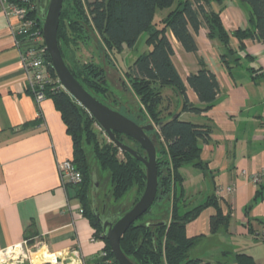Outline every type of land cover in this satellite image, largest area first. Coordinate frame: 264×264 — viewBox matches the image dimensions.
Segmentation results:
<instances>
[{"label": "crops", "instance_id": "0c3cea01", "mask_svg": "<svg viewBox=\"0 0 264 264\" xmlns=\"http://www.w3.org/2000/svg\"><path fill=\"white\" fill-rule=\"evenodd\" d=\"M209 8L219 13L230 33L252 29L250 8L241 0H211ZM16 23L0 1V251L23 243L64 261L96 264L105 242L89 217L80 213L76 186L65 189L57 170V161L72 158V141L52 98L36 104L27 89L20 49L11 34ZM207 33L202 24L194 33L198 49L190 53L169 32L172 62L190 102L200 106L186 81L198 69L199 58L215 74L219 91L207 111L181 114L211 125L210 139L201 143L202 167L182 165L180 183L154 203L149 216L160 211L167 216L171 194L183 205L181 213L215 196L216 207L206 205L185 222L186 236L195 239L188 258L201 264H239V255H247L264 264V192L254 199L257 185L249 178L264 168V75L252 78L250 71H264V40L249 37L237 48L239 41L230 34L229 45L238 61L228 69L221 59L223 43ZM165 89L174 100L171 89ZM161 145L165 147L162 140ZM219 185H231L233 191L217 196ZM218 213L226 220L212 232L210 219Z\"/></svg>", "mask_w": 264, "mask_h": 264}, {"label": "trees", "instance_id": "16d2710c", "mask_svg": "<svg viewBox=\"0 0 264 264\" xmlns=\"http://www.w3.org/2000/svg\"><path fill=\"white\" fill-rule=\"evenodd\" d=\"M8 1L25 6L28 17L36 24L42 22L36 0H29L26 4L20 0ZM210 1L178 0L176 7L157 22H154L156 10L169 8L174 0H64L62 3L57 28L59 48L69 70L92 95L101 100L98 97V94H101L107 102L110 101L104 71L94 62L78 63L72 58L73 49L78 48L81 42L93 36L96 37L99 48L106 56L109 54L114 56L126 47L132 48L138 37L145 33V42L150 47L147 51L140 53L125 68L124 74L132 94L138 98L140 103V113H136L135 116L141 118L142 121L157 124L174 113L179 105L178 94L182 96L183 109L180 115L158 131L148 133L156 147L158 181L153 204L163 196H167L172 187L180 183L182 178L179 168L182 165L192 163L202 167L201 143L210 139L211 125L183 119L181 114L207 111L212 107L219 91V83L215 74L199 58L198 69L190 73L186 81L196 94L200 106L190 102L186 87L172 62L174 48L169 32L180 43L184 51L196 53L198 46L194 33L202 24H205L208 37H217L223 43L225 51L221 59L228 69L231 68V62L238 61V58H234L235 49L229 45L230 34L239 41L237 48H242V40L249 37L264 40V0H241L250 8L249 17L252 29L238 28L231 33L223 27L219 13L209 8ZM18 40L22 47L23 39L18 38ZM68 52H70V57ZM50 71L55 77V72L51 67ZM250 71L252 78L264 75V71L260 69L252 68ZM165 88L171 89L174 100L164 94ZM45 94L46 97L52 98L60 112L66 132L72 141L73 154L70 159L82 174L79 184L67 187L76 186V196L82 203L83 213L89 217L96 230V235L105 242L103 249L107 253L106 258L99 256L96 264H118L102 234L101 225L92 212V199L91 204L88 203L93 169L89 171L88 168L83 137L86 143L91 145L101 168L109 172L111 197L114 201L120 200L133 186L137 187L138 192L142 191L145 183L144 165L125 151H121L122 157H119L120 150L111 141L99 143L93 130L96 121L63 88L55 84L48 85ZM114 135L116 139L128 145L132 141L134 146H129L142 154L140 150L143 149L136 142L131 139L126 142L123 135L119 133H114ZM161 140L165 142V147L161 145ZM263 192L264 181L257 184L254 199L260 197ZM168 200L170 205L167 216L164 212H160L152 214L150 220L142 221L143 216L150 213L151 206L126 229L120 238L122 251L135 264H201L199 259L188 258V250L194 244L195 239L186 236L184 225L202 207L206 205L216 207L215 196L209 197L203 205L183 213L180 212L183 205L180 204L177 196L171 194ZM225 220L221 213L212 216L211 231L215 232ZM160 222L163 224H157ZM106 259L110 261L106 262ZM238 263L257 264L247 255H239Z\"/></svg>", "mask_w": 264, "mask_h": 264}, {"label": "water", "instance_id": "95a60500", "mask_svg": "<svg viewBox=\"0 0 264 264\" xmlns=\"http://www.w3.org/2000/svg\"><path fill=\"white\" fill-rule=\"evenodd\" d=\"M64 0H36L37 9L40 11L42 18V34L50 60L52 69L54 70L63 89L70 94L87 112L93 117L96 123L103 130L107 138L113 142L119 149L129 153L131 156L140 161L145 168V183L138 199L124 213L119 209L115 213L110 211L100 212L92 207V212L99 221L102 234L108 242L110 250L118 264H135L127 257L120 247V238L126 229L147 212L157 194V165H156V147L148 133L158 131L165 124L175 120L183 109V99L180 94L179 105L174 113L167 119L157 124L151 121L138 122L139 117L131 119L117 110H114L103 101L92 95L84 86L76 79L67 67L61 54L58 40L57 28L59 23V15ZM124 86L125 83L122 82ZM114 133L123 135L124 140L128 139L136 142L145 152L144 155L138 153L137 150L128 144L116 139ZM97 171L96 168L91 173V192L97 189ZM95 201L92 200V204ZM163 224V222L157 223ZM60 258L56 261L60 262ZM68 259L65 263H69ZM10 264V263H0Z\"/></svg>", "mask_w": 264, "mask_h": 264}, {"label": "rangeland", "instance_id": "374dc122", "mask_svg": "<svg viewBox=\"0 0 264 264\" xmlns=\"http://www.w3.org/2000/svg\"><path fill=\"white\" fill-rule=\"evenodd\" d=\"M177 2L178 0H174L173 4L169 8L157 9L154 15V22H157L170 10L174 9L177 5ZM71 15L73 16L74 14ZM145 37L146 34L142 33L132 48L126 47L120 53H115L114 56L112 54L106 56V54L99 48L96 37L94 38L93 36L87 38L83 43L81 42L78 48L73 47L75 49H73L74 51L72 53V58L78 63L94 62L102 67L104 71L105 82L108 88L107 93L110 95L111 99L109 102H107L103 95L98 94V97L101 99V101L131 119H135V114L140 113V103L138 98L132 94L129 88V82L126 80L124 75L125 68L130 65L135 60V58L140 55V53L147 51L150 47L147 46ZM69 53L70 52H68V56L70 57ZM122 82L125 83L124 86L122 85ZM182 118L185 119L183 116ZM138 122L140 123V119ZM93 130L99 143L110 141L97 123H94ZM83 138V146L85 152L87 153L89 171L96 168L98 181L97 189L94 192H90L89 189L88 203L91 204V199L94 200L95 203L92 204V207H95L100 212L103 211L106 213L107 211H110L111 213H115L120 209L121 212L124 213L131 206L133 200L135 202L138 199L142 191L138 192L137 187L133 186L120 200L114 201L111 197L109 172L101 168L94 156L91 145L86 143L85 137ZM129 145L134 146V143L130 141ZM119 150L120 151L118 152V155L119 157H122V150ZM140 151L142 154H145L143 150ZM154 207L155 204L152 205L151 210H153ZM150 213H146L145 216H143L142 221L150 220L152 218L149 216ZM160 217H162V215ZM29 249L30 251L20 250L19 248L10 250L8 252L9 256L5 260H7V262L13 261L14 264H50L49 262H46V260L40 259L39 257L41 254H48L53 259L58 257L61 259L60 262L57 261L58 263L56 262L54 264H66L62 259V256H55L53 254L46 253L43 250H39L36 245H33V247ZM69 264L80 263H78V261L74 258Z\"/></svg>", "mask_w": 264, "mask_h": 264}, {"label": "built area", "instance_id": "2783aa9c", "mask_svg": "<svg viewBox=\"0 0 264 264\" xmlns=\"http://www.w3.org/2000/svg\"><path fill=\"white\" fill-rule=\"evenodd\" d=\"M0 1L4 6L6 14L14 15L17 18L16 25L11 28V34L16 45L20 49V61L25 75L27 89L33 96L36 104H39L46 97L45 89L48 85L55 84L63 88L56 74L54 77L50 71L51 64L43 40L42 22L36 24L33 19L28 17L27 8L25 6L18 5L8 0ZM20 2L26 4L29 0H20ZM18 38H21L24 41L22 42V47H20V41ZM52 89H55V87H52ZM40 116V112H38V117ZM57 170L61 185L64 188L68 185H77L82 180L81 172L75 167L70 158L57 161ZM242 172L245 173V171ZM263 176L264 168L258 172L250 174L249 178L257 185L263 180ZM232 191L233 187L231 185H219L215 188V194L217 196ZM80 213H83L82 209H80ZM15 248L30 251V249L23 243L15 244L0 251V263L5 262L14 264L13 261L7 262L5 259L9 256L8 252ZM106 255V251L102 249L100 256L106 258ZM105 261L109 262L110 260L106 259Z\"/></svg>", "mask_w": 264, "mask_h": 264}, {"label": "bare ground", "instance_id": "6f19581e", "mask_svg": "<svg viewBox=\"0 0 264 264\" xmlns=\"http://www.w3.org/2000/svg\"><path fill=\"white\" fill-rule=\"evenodd\" d=\"M39 257H40V259L46 260V262H49L50 264H54L57 262L56 259L51 258V256H49L48 254H41V255H39ZM59 264H61V263H59ZM66 264H69V263H66Z\"/></svg>", "mask_w": 264, "mask_h": 264}, {"label": "flooded vegetation", "instance_id": "af4514ba", "mask_svg": "<svg viewBox=\"0 0 264 264\" xmlns=\"http://www.w3.org/2000/svg\"><path fill=\"white\" fill-rule=\"evenodd\" d=\"M142 121L140 120V123H141Z\"/></svg>", "mask_w": 264, "mask_h": 264}]
</instances>
